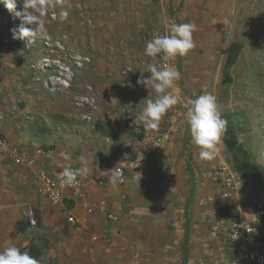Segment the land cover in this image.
Returning <instances> with one entry per match:
<instances>
[{"label": "rangeland", "instance_id": "1", "mask_svg": "<svg viewBox=\"0 0 264 264\" xmlns=\"http://www.w3.org/2000/svg\"><path fill=\"white\" fill-rule=\"evenodd\" d=\"M95 1L94 11L89 13L85 8L76 7L73 14L61 19L60 12H51L56 8L48 0L47 12L42 17L45 31L35 43L13 39L11 29L21 22L16 15L21 7L18 5L10 11L0 3V92L11 95L7 98L8 104L0 96V109L5 111L6 105L22 104L39 108L42 119L37 121L44 122L40 127L50 138L43 136L38 142L37 146L44 150L59 143L77 155L73 150L75 141L83 135L85 138L86 129L99 134L103 151L112 144L124 146V136L132 143L145 136L142 123L134 121L146 106L144 100H154L156 94L151 88L137 85V79L141 72L145 78L150 76L148 65H156L152 57L145 55V47L157 32L164 31L156 29L161 19L154 21L160 8L156 0H137L142 8H152L154 15L151 23L145 17L142 19L147 23L139 33L141 42L136 44L131 0H109L112 6L102 0ZM49 18L57 23L55 29L48 28ZM169 21L171 25L194 23L197 26L193 33L195 47L175 60L174 66L181 74L177 81L180 96L185 99L207 93L216 96L227 126L250 152L253 168L248 181L244 182L234 169L233 156L224 143L223 134L219 152L211 160L213 167L202 168L200 185L191 192L184 216L190 222L194 215L200 214L209 221H217L218 212L224 215L229 211L231 215L241 211L245 220L252 219L248 211L252 199L264 202V0H181L179 7L170 12ZM73 23L75 28L71 27ZM232 45L240 49L239 55L226 69ZM176 109L175 105L163 116L159 135L180 125V137L184 136L187 145L191 149L193 146L195 156L199 157V148L192 141L185 118L186 111L180 110L179 120L174 114ZM28 119L32 122L31 116ZM70 123L77 125L70 134L73 142L70 137L63 141L51 140V132L57 135L58 126H62V130L64 124ZM195 156L186 151L190 167ZM128 157L132 160L131 154ZM223 164L238 174L240 191L229 201L210 204L208 197L216 194V174ZM64 215L66 227L74 234L75 227L69 225ZM256 218L264 234V217L256 214ZM32 228L38 230L31 244H36L45 257L41 259L42 264H54V257L45 251L50 227L42 220ZM201 240L200 237L198 241ZM68 254L67 250L66 258ZM190 254L193 256V252ZM184 261L180 264L191 263Z\"/></svg>", "mask_w": 264, "mask_h": 264}, {"label": "crops", "instance_id": "2", "mask_svg": "<svg viewBox=\"0 0 264 264\" xmlns=\"http://www.w3.org/2000/svg\"><path fill=\"white\" fill-rule=\"evenodd\" d=\"M180 1L156 0L160 10L156 12L154 17L157 19L154 18V21L156 23L161 19L160 25H156L157 30L163 28L162 30L168 34L171 26L169 14L179 7ZM93 2L97 1L49 0L56 8V11L51 10L54 14L70 4V15L74 13L76 7L81 10L85 8L89 13L94 11L96 4ZM102 2L112 6L109 0ZM131 5L138 44L141 42L140 31L146 27L148 21L152 22L151 17L154 14L152 8H142L137 0H131ZM144 17L147 22L142 20ZM47 23L49 29H55L57 26L50 18L47 19ZM66 26L69 28V25ZM74 26L75 23L71 25L72 28H75ZM176 59L169 57V65H175ZM176 85L175 94L180 101L174 114L180 120V110L186 111L188 99L180 96V85L177 82ZM0 96L3 102L11 98L9 93H1ZM4 107L7 109L0 111L12 113L18 118L17 121L8 118L5 123V132L13 144L38 145L43 136L50 139L46 131H42L40 127L44 122L37 121L42 119L39 108L28 104ZM28 116L32 117V122L28 121ZM134 122L140 121L135 119ZM19 124L22 125L21 128H18ZM161 124L163 118L159 126ZM76 126L71 123L64 124L62 130L60 128L62 126H58L59 137L51 132L50 136L53 137L51 140L56 142L59 138L60 141L68 137L71 139L70 134ZM32 128L36 131L32 132ZM51 128L54 130V126ZM144 130L145 136L141 137L142 139L132 143L124 136L122 140L124 146L112 144L104 151L103 141L96 131L86 129L85 138L83 135L80 141L78 139L75 141L73 150L78 153L74 161L76 167H80L78 158L82 155L93 163L90 164L89 175L82 178L87 185L85 196L76 200L73 209L81 221L74 234L66 227V218L64 212H60V207L52 205L42 196L37 181L39 169L25 167L0 169V251L15 245L28 252L32 238L38 232L32 226L43 220L50 227L46 235L48 247L45 251L54 257V264H180L182 260H185V263L197 264L200 259L219 256L225 237L217 240L210 237L209 229L214 221H209L200 214L194 215L190 222L184 216L191 192L197 190L200 185L202 168L212 169L211 161L205 160L202 163L199 157L195 156L194 147L191 149L184 136L180 137V125L168 131L172 136L163 140L160 151H156L153 145L154 137L159 135V127ZM70 142H73V139ZM57 146L62 145L58 143L46 150L55 149ZM68 150L72 152L71 149ZM186 151L196 158L192 160L191 167ZM129 154L132 160L129 159ZM95 161L101 171L115 172L117 168H124L126 183L124 185L119 183L113 187L108 183V177H99L94 171ZM63 163L64 160L57 158L50 162L47 168L46 166L43 168L56 170ZM107 212L116 215L119 221L108 223L105 216ZM94 236L97 237L96 240ZM200 237L203 240L198 241ZM67 250L68 258L65 257ZM191 252L193 256H190ZM43 258L45 257L42 254L41 259Z\"/></svg>", "mask_w": 264, "mask_h": 264}, {"label": "clouds", "instance_id": "3", "mask_svg": "<svg viewBox=\"0 0 264 264\" xmlns=\"http://www.w3.org/2000/svg\"><path fill=\"white\" fill-rule=\"evenodd\" d=\"M48 0H0L7 9L14 10L19 5L21 11L16 15L20 18V24L11 29L13 39H27L29 43H35L37 38L45 31L42 17L47 12ZM71 5H65L60 11L61 19L69 15ZM197 30L194 23H173L168 34L155 35L145 47V55L156 57L163 53L165 58L185 56L195 47L193 33ZM147 71L150 76L144 77L143 72L137 79V85L151 88L156 99L144 100L146 106L138 113V119L145 129H157L163 116L173 106L177 105L180 98L175 94L176 82L181 78L180 72L174 65L159 66L149 64ZM185 118L189 125L193 143L199 148V158L211 161L219 152L221 137L227 129V120L222 118L219 111L217 98L211 93L199 95L187 100ZM65 159L68 157L62 154ZM80 167H65L59 175L62 177V185H73L78 178L87 177L90 173L89 161L83 155L79 158ZM94 171L99 177H108V183L116 187L121 181L113 171H101L99 164L94 162ZM0 264H38L29 256L27 251H21L17 246L10 245L0 251Z\"/></svg>", "mask_w": 264, "mask_h": 264}, {"label": "built area", "instance_id": "4", "mask_svg": "<svg viewBox=\"0 0 264 264\" xmlns=\"http://www.w3.org/2000/svg\"><path fill=\"white\" fill-rule=\"evenodd\" d=\"M164 34H166L164 31H159L155 35ZM152 58L156 65H169L168 58H165L163 53ZM8 118L15 121L18 119L12 113L0 111V169L7 170L17 167L39 169L37 181L42 196L52 205L60 207L61 211L66 214L68 223L78 228L81 221H79L73 209L76 200L85 196L84 191L87 185L82 178H78V182L73 185H62L60 183L62 177L59 175L65 167L77 168L74 163L77 156L61 146L44 150L35 144L25 146L13 144L5 132V123ZM21 126L19 124L18 128H21ZM169 136H172V134H160L154 137L153 145L156 151H160L163 140L168 139ZM62 154H65L68 158L65 159ZM57 158L64 160L61 167L56 170L43 168L45 166L47 168L50 162H54ZM115 174L118 180L121 181L120 184L124 185L127 181L125 169L117 168ZM216 183V194L208 197L210 204L219 205L229 201L237 196L240 191L238 174L227 164L219 167L216 174ZM248 211L252 214V219L245 220L240 211L211 223L210 237L214 240L225 237V242L220 248L219 256L200 259L197 264H264V234L256 218V214L259 217H264V202L259 198L252 199ZM105 216L110 224L119 221V218L111 212H107ZM93 238L97 239L95 236Z\"/></svg>", "mask_w": 264, "mask_h": 264}, {"label": "trees", "instance_id": "5", "mask_svg": "<svg viewBox=\"0 0 264 264\" xmlns=\"http://www.w3.org/2000/svg\"><path fill=\"white\" fill-rule=\"evenodd\" d=\"M235 47L236 45H232L230 53L227 57L226 69L230 68L235 63L239 55L240 49L238 47L236 48ZM224 143L228 151L232 153L233 165H234L235 171L240 173V175L242 176V180L244 182H247L250 171L253 170L252 158H251L250 152L243 147V145L239 142L235 131H233L228 126H227L226 131L224 132ZM227 216H229V211H227V213L224 215L218 212L217 219L222 220L223 218ZM28 252H29L28 253L29 256L35 259L38 262V264L41 263V251H40V248L36 244L32 243L28 248Z\"/></svg>", "mask_w": 264, "mask_h": 264}]
</instances>
